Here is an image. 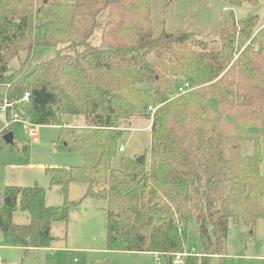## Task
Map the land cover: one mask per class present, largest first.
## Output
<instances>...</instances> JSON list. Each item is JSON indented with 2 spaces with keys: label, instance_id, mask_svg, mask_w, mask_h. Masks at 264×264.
Wrapping results in <instances>:
<instances>
[{
  "label": "trees",
  "instance_id": "1",
  "mask_svg": "<svg viewBox=\"0 0 264 264\" xmlns=\"http://www.w3.org/2000/svg\"><path fill=\"white\" fill-rule=\"evenodd\" d=\"M223 1L232 8L261 2ZM152 5L0 0V85L7 87L0 101L27 111L33 127L58 126L57 150L84 154L82 165L44 168L49 187H60L61 205L48 206L47 189L37 184L4 188L0 232L25 253L51 247L53 224L67 223L79 208L82 199L68 200L73 183L87 185L85 198L107 202L110 250L184 254L180 230L194 216L204 252H191L186 264H212L226 254L231 220L251 229L264 221V26L257 28L258 15H231L212 48L189 30L156 35ZM22 54L12 72L11 61ZM179 77L189 85L184 91ZM26 92L21 112L16 102ZM66 115L88 123L67 125ZM139 117L151 121L143 163L119 150ZM10 131L1 114L0 136ZM19 206L28 223L14 222ZM65 264H87L85 252L67 250Z\"/></svg>",
  "mask_w": 264,
  "mask_h": 264
},
{
  "label": "rangeland",
  "instance_id": "2",
  "mask_svg": "<svg viewBox=\"0 0 264 264\" xmlns=\"http://www.w3.org/2000/svg\"><path fill=\"white\" fill-rule=\"evenodd\" d=\"M249 14L259 17L257 28L264 26V0L258 5L244 3L231 7L223 0H153L152 20L155 34L163 29L167 31L189 30L198 37L210 42L212 48L220 45L219 24L229 16L243 19ZM98 34V33H97ZM99 35V34H98ZM47 53V52H46ZM49 54V52H48ZM25 56L14 59L10 63L12 72H16ZM149 60L156 62L154 55ZM183 77L176 80L179 87L183 86ZM7 87L0 85V93ZM7 100L0 101L1 108ZM26 100H19L16 106L19 111L27 107ZM10 113L16 109L15 103ZM7 108V109H8ZM23 114V115H22ZM21 119L11 123L10 129L14 135L13 143H8L0 136V205L3 202V190L6 185L29 186L37 184L45 187L48 200L52 205H61L64 197L60 187L49 188L45 166L70 167L82 165L84 154L80 151H59L55 141L59 133L56 125H39L34 128L30 123L28 112L21 113ZM64 121L70 126H86L84 116L66 115ZM151 121L139 117L132 120L126 128L122 143L126 151L120 154L135 157L149 151L151 144ZM35 130V133L32 131ZM251 143H243L242 150L250 151ZM261 170L264 173V140L261 145ZM139 154V155H137ZM119 158L114 161L116 166ZM43 183V185L41 184ZM87 185L76 183L70 186L68 200H81L86 193ZM106 201L92 198L82 199L79 208L73 209L67 224L55 222L53 233L57 239L53 247H66L67 250L83 251L87 264H186L188 256L193 253L202 254L204 244L198 231L194 216H191L185 228L180 230V236L186 241L184 254L155 255L150 252L133 253L123 250H110L107 247V214ZM15 223H28V214L19 206L14 216ZM175 235V234H174ZM225 256L213 257L212 264H259L264 258V221L258 220L251 229L242 222L230 221ZM66 251L51 248L41 251L31 249L28 253L22 248L13 246L9 233H0V264H65Z\"/></svg>",
  "mask_w": 264,
  "mask_h": 264
},
{
  "label": "built area",
  "instance_id": "3",
  "mask_svg": "<svg viewBox=\"0 0 264 264\" xmlns=\"http://www.w3.org/2000/svg\"><path fill=\"white\" fill-rule=\"evenodd\" d=\"M188 87H189V85H188L187 83H185V84H183V86H181L179 89H180V91H184V90L187 89ZM29 95H30V94H29L28 92H26L25 95H24V97H23L22 99L27 101L28 98H29ZM9 106L11 107L12 104L6 102V104H5L4 106H2V108H1V112H2L1 114H2V117H3V119H4V125H5V127H7V128L10 127V125H11L12 122H14V121H16V120H20L21 117H22L17 111H14V112L11 114V118L8 119V118H7V115H6V111H7V108H8ZM28 125H30V123H29ZM30 126H31V125H30ZM31 127H33V126H31ZM33 128H34V127H33ZM32 133H35V130H33ZM119 150H120V151H124V150H125V147H124L123 144L120 146Z\"/></svg>",
  "mask_w": 264,
  "mask_h": 264
},
{
  "label": "crops",
  "instance_id": "4",
  "mask_svg": "<svg viewBox=\"0 0 264 264\" xmlns=\"http://www.w3.org/2000/svg\"><path fill=\"white\" fill-rule=\"evenodd\" d=\"M125 147V146H124ZM125 151H126V148H125ZM137 155H139V154H137ZM48 180H49V178H48ZM42 185H43V183H41ZM73 184H76V183H73ZM72 185V184H71ZM70 185V186H71ZM7 186V185H6ZM5 186V187H6ZM20 186V185H19ZM29 186H31V185H29ZM55 187H57V186H55ZM50 188V187H49ZM54 188V187H53ZM59 188V187H58ZM50 189H52V188H50ZM69 189H70V187H69ZM60 190V189H59ZM87 190V189H86ZM85 196V195H84ZM82 199H86L85 197H83ZM73 201V200H72ZM46 204L48 205V206H55V205H52V204H55V203H52V201H49L48 200V193L46 194ZM28 220H29V218H28ZM68 223V222H67ZM67 223H63L64 225L65 224H67ZM20 224V223H19ZM52 230H53V228H52ZM53 232V231H52ZM1 233V232H0ZM54 234V233H53ZM15 247H17V246H15ZM18 248H20V247H18ZM51 248H55V249H59L60 251H67V248L66 247H53L52 245H51V247H49V248H43V249H39V250H41V251H44V250H50ZM23 249V248H22ZM24 250V249H23ZM36 250V249H35ZM25 251V250H24Z\"/></svg>",
  "mask_w": 264,
  "mask_h": 264
},
{
  "label": "water",
  "instance_id": "5",
  "mask_svg": "<svg viewBox=\"0 0 264 264\" xmlns=\"http://www.w3.org/2000/svg\"><path fill=\"white\" fill-rule=\"evenodd\" d=\"M3 138H4V140H5L6 142H8V143H13V141H14V135H13V132L10 131V132L6 133L5 135H3ZM137 161H138L139 163H143V162H144V155H140V156H138V157H137Z\"/></svg>",
  "mask_w": 264,
  "mask_h": 264
}]
</instances>
